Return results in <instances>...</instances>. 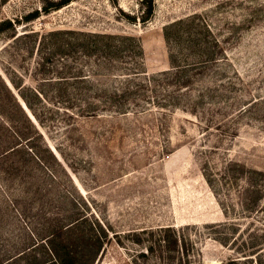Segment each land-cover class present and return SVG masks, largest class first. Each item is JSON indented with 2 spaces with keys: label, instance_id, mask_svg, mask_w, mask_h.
I'll return each instance as SVG.
<instances>
[{
  "label": "rangeland",
  "instance_id": "1",
  "mask_svg": "<svg viewBox=\"0 0 264 264\" xmlns=\"http://www.w3.org/2000/svg\"><path fill=\"white\" fill-rule=\"evenodd\" d=\"M43 3L0 0V20ZM145 9V0H72L17 26L38 35L0 36V77L17 94L24 82L38 112L23 102L34 126L0 78V264L50 259L48 242L90 264H155L147 248L164 226L192 236L196 264H264V0H155L143 21ZM51 30L131 35L143 56L125 51L108 65L55 51ZM52 58L70 73L38 67ZM173 62L191 66L160 75ZM134 65L142 75L113 76ZM114 88L138 105L82 112Z\"/></svg>",
  "mask_w": 264,
  "mask_h": 264
},
{
  "label": "trees",
  "instance_id": "2",
  "mask_svg": "<svg viewBox=\"0 0 264 264\" xmlns=\"http://www.w3.org/2000/svg\"><path fill=\"white\" fill-rule=\"evenodd\" d=\"M72 0H44V3L39 8H34L33 10H29L25 14L21 15L20 18H6L0 20V36L5 32L13 30L11 35V39H18V38H27L30 36H36L39 34V30H35V28H31L30 31H25L23 33L17 32V26L19 24L25 23L28 24L33 20L39 18L42 13H49L52 10H58L63 8L64 6L68 5ZM154 1L155 0H145L146 9L141 16V20L147 21L153 14L154 9ZM45 38L50 40V43L53 46L55 51H64L66 49L75 50L78 49L80 51H84L87 55L89 54H97L101 56L100 58H107L108 65L113 64L114 56L123 57L125 51H129L130 53H134L136 56H143V47L139 39L131 35H120V34H113L107 32H88V31H80V30H51L48 34H45ZM47 41V44H50ZM57 50H56V48ZM53 58L51 59V64L47 66L45 63L39 62V68L43 70H50L52 71L55 67ZM174 63V62H173ZM99 67L97 71H99L102 67V64H98ZM191 66L189 63H174L173 67L169 70H165L160 73L163 76H175L177 72L180 71V74L185 73L188 68ZM56 69L58 74L70 73L71 67H60ZM143 71L138 70V66L134 65L130 68H127L125 72H119L117 74L113 73V76H122V77H129V76H136L142 75ZM97 74V73H95ZM148 75V74H146ZM159 75V74H158ZM83 74L80 75H71V78L76 80L82 79L81 77ZM158 77V76H157ZM2 84L9 92V96L11 97L13 108L17 111L21 112L24 117L35 126L33 123V119L29 115L27 108L38 118V112L34 108L33 101L29 99L24 93H22V89L26 86L23 82L17 88H19V94H17L10 85L2 78ZM69 77L66 76H47L44 77L45 80L51 83H62V81L69 80ZM176 79H179L177 77ZM148 81V83H147ZM143 82L153 86V76H146L143 79ZM14 83V82H13ZM180 85H184L180 84ZM16 87V84H14ZM33 97L38 98L40 101H43L44 92L40 89V87H27ZM90 89V88H89ZM21 91V93H20ZM106 95L108 98L103 101H95V100H87L84 102V107L80 109L82 112H87L92 114H96L100 110L104 111H113V112H128L130 111L131 107H135L138 105L136 102H127L126 97L129 96L132 91L129 90H121V88H114L112 94H108L105 90ZM99 94V93H98ZM44 102H48L44 99ZM26 104L27 108L24 107V103ZM4 108V106H2ZM2 109V108H1ZM80 111V110H79ZM4 112L0 111V114L3 115ZM53 154V152H51ZM39 161H43L42 158L36 155ZM55 157V154H54ZM77 221V220H75ZM74 221V222H75ZM75 224V223H74ZM72 224V225H74ZM179 230L176 226H164L153 230V246H148V253L153 252V256L156 257L155 264H196L192 258L194 248H195V241L193 240L192 236L186 234H180ZM141 240V238H139ZM50 252L53 257L50 259L39 260L35 258L31 264H90L92 262L84 261L79 259L75 256L74 250H67L65 252H61L58 250L54 245H50L48 242ZM96 248L98 249L96 253H99L100 249H102L104 245V241H102V236H98L95 244ZM24 253V252H23ZM243 253H247L246 250ZM145 252H142L141 255L145 256ZM155 261V260H154ZM230 264H241L240 259L233 258L230 260Z\"/></svg>",
  "mask_w": 264,
  "mask_h": 264
}]
</instances>
